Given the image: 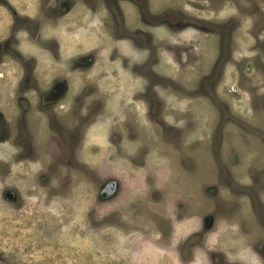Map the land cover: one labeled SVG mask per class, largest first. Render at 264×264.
I'll return each instance as SVG.
<instances>
[{
  "label": "rangeland",
  "instance_id": "obj_1",
  "mask_svg": "<svg viewBox=\"0 0 264 264\" xmlns=\"http://www.w3.org/2000/svg\"><path fill=\"white\" fill-rule=\"evenodd\" d=\"M60 2L61 60L21 37L68 85L65 141L0 129V264H264V0Z\"/></svg>",
  "mask_w": 264,
  "mask_h": 264
},
{
  "label": "flooded vegetation",
  "instance_id": "obj_2",
  "mask_svg": "<svg viewBox=\"0 0 264 264\" xmlns=\"http://www.w3.org/2000/svg\"><path fill=\"white\" fill-rule=\"evenodd\" d=\"M38 1L39 8L37 10L39 15L37 17L40 16V18L43 14L47 18L48 14H52L53 10L58 9L60 15L58 13L56 15H58L57 20H59L63 13L65 15L66 10H72L66 6V2L59 3V0H56V4L53 7H50L49 0ZM119 1L116 0V4ZM11 4L10 0H0V79L7 80L4 82L6 84L4 96L0 100V129L10 131L12 125L9 124L11 120L7 116L11 117L14 115H10L9 112L13 113L16 109L17 112L21 111V113L14 122L17 123L14 126L17 128L16 133L18 134L14 138L16 139L13 142L14 147L30 148L33 144L40 142L44 136L47 140L48 133L46 131L53 135L51 137L53 142L54 139H57V142L63 145L65 141L63 125L65 109L70 104L69 101H66L69 96L68 85L63 78L49 77L41 69L42 64L38 55L32 54L30 58L27 57L22 44L24 38L21 35L27 34L26 36L32 42L42 44L43 47L58 58H55L56 61L61 60L62 46L58 41H55V44L51 46L52 43L49 44L43 39L42 33L45 23L42 18L41 21L43 22L40 21V18L34 19L35 17L25 14V18L22 20L20 12L15 6L12 7ZM40 5L41 7L43 5L44 9L43 7L41 9ZM142 8L147 12L149 11V5L146 1L143 3ZM31 10H34L33 7H31ZM5 21L9 22V24H5ZM1 29H3V32H1ZM228 46L224 59L220 61L221 65L218 68L214 67L217 80L220 79L221 75L224 76L226 67H224V64L231 59L230 50L232 44L230 38ZM54 55H52V58ZM135 79L136 89L131 87V89L136 90L132 93V96H134L132 97V104L135 107L140 105L141 108L145 93L139 89L140 82L137 81V78ZM133 81L135 80L133 79ZM10 99L12 103L9 102ZM82 104V102H79L77 105L81 106ZM72 142L76 146L77 143L75 142H78V140H73Z\"/></svg>",
  "mask_w": 264,
  "mask_h": 264
}]
</instances>
